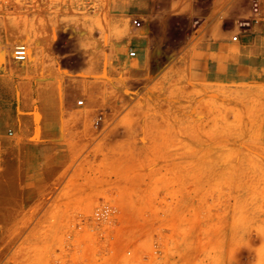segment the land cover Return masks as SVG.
<instances>
[{"label": "rangeland", "instance_id": "obj_1", "mask_svg": "<svg viewBox=\"0 0 264 264\" xmlns=\"http://www.w3.org/2000/svg\"><path fill=\"white\" fill-rule=\"evenodd\" d=\"M135 1L0 0V264H264V74L143 54Z\"/></svg>", "mask_w": 264, "mask_h": 264}, {"label": "crops", "instance_id": "obj_2", "mask_svg": "<svg viewBox=\"0 0 264 264\" xmlns=\"http://www.w3.org/2000/svg\"><path fill=\"white\" fill-rule=\"evenodd\" d=\"M133 4L151 9V31L149 27L145 31L139 10L131 16L141 23L135 34L140 36L138 46L143 54L149 37V44L175 47L181 55L176 62L189 61L195 73L215 82L234 83L264 74V0H151V5L148 0H136ZM16 29L21 28L9 27L8 40L16 39V33L11 32ZM25 29L44 28L32 25ZM21 38L36 39L34 44L42 45L47 36L42 33L32 38L26 33ZM30 53L36 56L38 51ZM30 77L15 76L12 81L14 86L29 88V97L21 96V108H51V101L40 100L38 93L41 87H49L53 81H35ZM63 83L66 86L62 93L69 97L72 86L66 81ZM32 88L35 96L31 95Z\"/></svg>", "mask_w": 264, "mask_h": 264}, {"label": "built area", "instance_id": "obj_3", "mask_svg": "<svg viewBox=\"0 0 264 264\" xmlns=\"http://www.w3.org/2000/svg\"><path fill=\"white\" fill-rule=\"evenodd\" d=\"M131 22H132V25L135 28H137V29L141 28V23L137 19L132 18ZM234 40H236V37L234 38ZM129 55L131 57H134L135 56V52L133 51ZM77 104L81 105L82 101H79ZM110 212H111V210L109 208L103 207L100 210H98L95 215H96L97 218H99L100 216H106V215L110 214Z\"/></svg>", "mask_w": 264, "mask_h": 264}, {"label": "bare ground", "instance_id": "obj_4", "mask_svg": "<svg viewBox=\"0 0 264 264\" xmlns=\"http://www.w3.org/2000/svg\"><path fill=\"white\" fill-rule=\"evenodd\" d=\"M18 111V110H17ZM36 112V111H35ZM37 116V120H38V122H39V120H40V115H38V114H36ZM35 127V126H34ZM39 136H40V130H39V128L37 129V133H36V139L38 140L39 139ZM35 142V141H34ZM69 166V165H68Z\"/></svg>", "mask_w": 264, "mask_h": 264}]
</instances>
